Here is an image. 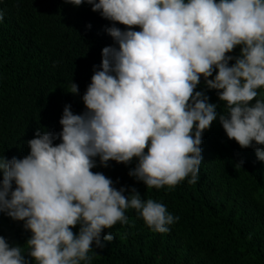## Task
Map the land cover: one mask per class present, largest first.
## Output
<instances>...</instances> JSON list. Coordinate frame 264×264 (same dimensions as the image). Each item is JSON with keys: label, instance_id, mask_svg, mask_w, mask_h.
I'll return each instance as SVG.
<instances>
[{"label": "clouds", "instance_id": "obj_1", "mask_svg": "<svg viewBox=\"0 0 264 264\" xmlns=\"http://www.w3.org/2000/svg\"><path fill=\"white\" fill-rule=\"evenodd\" d=\"M65 2L87 3L112 22L106 32L114 45L101 49L82 113L65 105L58 133L37 129L27 155L0 156V213L31 232L26 255L0 236V264H90L93 243L103 248L102 232L127 223L129 208L151 230H170L179 217L141 199L135 187L117 189L93 172L97 157L103 167L135 158L128 175L148 188H172L189 175L194 184L203 133L218 116L229 139L253 147L264 161V99H256L264 88V0ZM236 46L239 56L228 55ZM201 77L217 90L227 114H218L217 104L195 90ZM70 92H78L73 82ZM103 240L111 242L113 235Z\"/></svg>", "mask_w": 264, "mask_h": 264}, {"label": "trees", "instance_id": "obj_2", "mask_svg": "<svg viewBox=\"0 0 264 264\" xmlns=\"http://www.w3.org/2000/svg\"><path fill=\"white\" fill-rule=\"evenodd\" d=\"M0 13V156L22 158L37 129L61 130L65 105L74 114L85 110L82 96L94 66L99 69L101 49L114 45L106 32L112 22L87 3L74 6L65 0H0ZM239 54L236 46L228 55ZM72 82L78 86L75 94L70 92ZM195 90L217 104L218 114H227L225 102L217 90L206 87L203 77ZM257 91L256 99H264V88ZM200 147L203 160L196 183H188L189 175L172 188H148L130 177L135 158L127 165L109 161L107 167L96 158L93 172L109 177L117 189L135 187L141 199L163 204L179 219L167 233H159L135 209L125 210L127 223L117 222L102 232L105 246L93 243L90 264H264V161L253 147L241 148L229 139L218 116L203 133ZM23 223L0 213V236L26 255L31 232ZM79 227L72 231L78 233ZM108 232L111 242L103 240Z\"/></svg>", "mask_w": 264, "mask_h": 264}]
</instances>
